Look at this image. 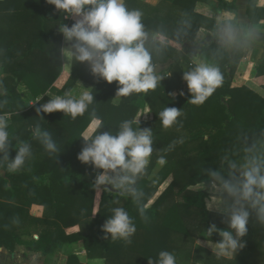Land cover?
<instances>
[{
	"label": "trees",
	"instance_id": "obj_1",
	"mask_svg": "<svg viewBox=\"0 0 264 264\" xmlns=\"http://www.w3.org/2000/svg\"><path fill=\"white\" fill-rule=\"evenodd\" d=\"M258 1L248 4L253 25L264 21ZM125 2L129 9L143 13L146 30L160 44L154 64L172 61L176 66L170 67L156 89L116 97L117 82L109 84L93 76L87 63H70L66 80L56 87L63 74L59 50L64 36L59 28L62 24L70 27L72 18L64 19L46 0H0V86L6 90L0 95V114L10 117V158L22 141L32 148V156L17 172L7 170V161L0 162V248L14 254L24 247L42 254L46 264L64 247L76 243L83 245L89 260L103 264H149L161 251L174 254L176 264H192V248L199 243L208 250L206 264H264V225L254 215L243 238L246 246L235 258H218L212 247L221 237L207 235L213 223L227 228L224 217L206 207V201L221 200L208 171H219L228 178L232 174L225 170L228 166L242 167L254 158H264V57L255 67V77L237 87L233 80L243 51L231 62L225 47L214 42L224 23L218 25L216 10L237 14L236 0H163L157 7L144 0ZM231 23L244 31L247 40L246 29ZM208 38L213 41L200 53L220 68L223 82L197 106L188 102L191 94L183 80L184 72L196 64L181 51L186 42L201 45ZM79 82L89 85L95 96L83 115L73 119L62 112H36L52 92L63 96ZM21 85L39 102L29 106L19 91ZM167 106L180 109L181 116L178 124L165 129L158 114ZM97 119L100 129L94 127ZM124 120H136L134 128H151L153 134L150 164L137 182L143 194L139 201L114 188L94 189L97 171L103 170L78 159L87 133L89 137L100 130L115 134ZM37 124L51 133L57 153L50 155L33 138ZM160 157L166 165L151 178ZM118 207L136 225L130 243L112 241L110 234L109 239L104 238L102 225ZM23 230L29 237L33 231L40 236L28 240L21 234ZM67 264L84 263L72 254Z\"/></svg>",
	"mask_w": 264,
	"mask_h": 264
},
{
	"label": "clouds",
	"instance_id": "obj_2",
	"mask_svg": "<svg viewBox=\"0 0 264 264\" xmlns=\"http://www.w3.org/2000/svg\"><path fill=\"white\" fill-rule=\"evenodd\" d=\"M64 19L72 18L74 23L60 25L67 47H62L60 57L68 63H87L93 76L111 84L117 82L116 97H126L133 93H148L154 90L164 78L157 74L154 53L160 49L156 36L150 34L142 22L143 13L129 9L125 0H46ZM222 38L229 44L238 42V31L230 20L222 25ZM248 37L251 36L249 32ZM183 80L191 94L193 105H203L221 86L223 75L218 66L207 62L197 63L191 70L185 71ZM6 92L0 86V95ZM183 91L180 95H184ZM47 95V94H46ZM173 97L175 93H171ZM48 96V95H47ZM95 101V96L82 92L78 98L71 92L63 96H52L46 103L40 104L36 112L51 114L62 112L73 119L83 115ZM39 102V100H37ZM36 102V103H37ZM34 103V104H36ZM32 104V105H34ZM43 118L42 115H39ZM159 121L167 129L178 124L181 110L165 107L159 112ZM9 114H0V162L7 161V170L17 172L32 156L31 144L20 142L15 148L16 155L10 158L13 146L8 131ZM136 120H124L115 134L112 131H98L93 136L83 137L85 145L78 159L89 164L97 171L93 188H114L122 194L130 195L139 201L143 195L137 188V182L147 171L153 153V134L151 128H134ZM94 127L101 128V122L94 121ZM32 136L38 140L50 154L59 151L57 143L47 130L37 124ZM175 143V142H174ZM166 163L164 157L158 160ZM212 177V187L221 200L208 202L209 211L215 210L224 217L226 229L216 224L207 228V235L217 233L221 239L214 243L212 251L220 257L230 258L246 246L243 238L248 234L250 219L264 225V158H254L245 162L238 173L225 178L219 171H208ZM144 215L143 207L140 208ZM104 238L112 241L123 240L130 243L136 232V225L124 208L112 209V215L102 225ZM201 243V241H200ZM208 245L213 241H207ZM149 264H176V257L168 251H161L154 262Z\"/></svg>",
	"mask_w": 264,
	"mask_h": 264
},
{
	"label": "crops",
	"instance_id": "obj_3",
	"mask_svg": "<svg viewBox=\"0 0 264 264\" xmlns=\"http://www.w3.org/2000/svg\"><path fill=\"white\" fill-rule=\"evenodd\" d=\"M226 1L232 3L234 0H226ZM248 4H249V0H236V6L238 9L237 14L221 11L219 9L216 10V20L218 22V25H221L226 20H230L231 22H235V24L240 26L241 28H245L247 34L249 32L251 33V36L248 37L247 40H245L244 31L242 29L236 28L238 31V42L236 44H229L225 42V40L222 38L221 35L222 28H221L218 32L217 40H214L215 43L225 47V49L229 53L231 62L234 61L235 56L238 54L240 50L243 51L242 59L239 64L237 74L233 80V85L237 87L242 86L247 80L253 79L255 77L256 75L255 67L257 63L264 57V21L261 22L259 25L252 24L248 16ZM257 7L264 10V0H259ZM212 41L213 40L211 38H208L206 42L207 44L205 43L203 45H197L192 42H186L184 45V49L186 50L187 48L195 47L194 49L200 50L204 45L211 44ZM195 54H197V52ZM24 88L26 89L25 86ZM84 91L91 92V87L83 82H79L73 88L71 94L73 95V97L78 98L79 95ZM27 92L29 93L28 90ZM29 95L30 97H32L30 93ZM9 123L10 122H8V124ZM217 227L220 229H226L219 226ZM214 234L218 235L217 233ZM2 250L6 252L5 249ZM237 254H234L232 257L235 258ZM207 255H208V251L205 247L201 245L196 246L193 253V264H206Z\"/></svg>",
	"mask_w": 264,
	"mask_h": 264
},
{
	"label": "rangeland",
	"instance_id": "obj_4",
	"mask_svg": "<svg viewBox=\"0 0 264 264\" xmlns=\"http://www.w3.org/2000/svg\"><path fill=\"white\" fill-rule=\"evenodd\" d=\"M144 1L147 4H149V5H152V6H156L157 7V6H159L161 4V2L163 0H144ZM184 45H183V48H182V51H181V55L182 56L191 59L195 64L200 63V62H207L206 60L203 59V57H202L203 55L200 53V50L205 45L200 50L199 49H194L195 47L194 48H187L185 50L184 49ZM201 45H203V44H201ZM62 47H67V44H66L64 38H63V46ZM196 52H197V54H195ZM69 64L70 63L66 62V60H64L62 58V70H63V74H62L61 79L56 84V87L57 88H60L62 86V84L64 83V81L66 80V78L68 76V71H69ZM171 66H176V64L173 63L172 61H169L167 64L157 65L156 66L157 74L161 75L162 77H165V76L169 75V69H170ZM2 80H3V77H0V82ZM19 91L22 94L25 102L29 106H33L32 104H34V103L37 102L32 97H30L29 93L24 88V85H21L19 87ZM57 95L61 96L60 94H58V92L56 93V91H54V92H52L50 94L51 97L52 96H57ZM8 122H10V120H8ZM89 135H90V132L86 134V136H89ZM150 160H151V157H150ZM165 165H166V163L164 165H160L158 163L156 165V167L154 168V171H153V173L151 175V178H153L154 176H156L159 173V171ZM240 169H241V167H233V166H228L227 168H225L226 171L231 172V173H238ZM219 200H220L219 198H215V201H219ZM213 211H215V210H213ZM27 232L28 231L23 230V231H21V234L25 238H27L28 240L29 239L38 238L40 236V232L39 231H33L31 233V236L30 237L27 236ZM198 245H200V244L199 243H196L193 246V248H192V255H191V263L192 264H193V253H194V249ZM72 254H77L78 257H79V259H80V261L82 263H84V264H103L101 261H98V260H89L87 258V254L84 251L83 245L81 243H76V244H74L72 246H66V247H64V249L62 251H60V252H58V253L55 254V256L53 257V260H52L51 264H67L68 258ZM207 259H208V255H207ZM0 264H46V263H45V258L42 256V254H40V253H31V252H29L24 247H18L17 250H16V252L14 254H10L7 251L5 252L4 250H2V248H0Z\"/></svg>",
	"mask_w": 264,
	"mask_h": 264
}]
</instances>
